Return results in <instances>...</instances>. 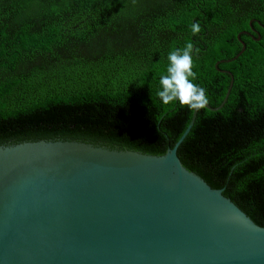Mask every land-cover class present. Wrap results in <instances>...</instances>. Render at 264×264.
<instances>
[{"label": "trees", "instance_id": "trees-1", "mask_svg": "<svg viewBox=\"0 0 264 264\" xmlns=\"http://www.w3.org/2000/svg\"><path fill=\"white\" fill-rule=\"evenodd\" d=\"M262 26L264 0H0V146L62 140L164 155L193 111L164 105L159 77L191 41L207 105L223 101L227 72L233 85L220 110L197 111L177 157L264 228ZM238 34L244 52L222 62L241 50Z\"/></svg>", "mask_w": 264, "mask_h": 264}, {"label": "water", "instance_id": "water-1", "mask_svg": "<svg viewBox=\"0 0 264 264\" xmlns=\"http://www.w3.org/2000/svg\"><path fill=\"white\" fill-rule=\"evenodd\" d=\"M237 39L222 62L244 52ZM227 74L223 101L205 109L227 102ZM196 114L162 156L62 140L0 146V264H264V228L177 157Z\"/></svg>", "mask_w": 264, "mask_h": 264}, {"label": "clouds", "instance_id": "clouds-1", "mask_svg": "<svg viewBox=\"0 0 264 264\" xmlns=\"http://www.w3.org/2000/svg\"><path fill=\"white\" fill-rule=\"evenodd\" d=\"M193 36L201 33L199 22L190 25ZM194 44L189 41L183 48L171 50L167 56L165 73L159 77V90L156 95L164 105L179 103L190 111L204 109L209 103L207 90L195 83L197 78L194 58Z\"/></svg>", "mask_w": 264, "mask_h": 264}, {"label": "flooded vegetation", "instance_id": "flooded-vegetation-1", "mask_svg": "<svg viewBox=\"0 0 264 264\" xmlns=\"http://www.w3.org/2000/svg\"><path fill=\"white\" fill-rule=\"evenodd\" d=\"M252 29H253V32L251 30V32H250L251 35H254V34L258 33L254 28H252Z\"/></svg>", "mask_w": 264, "mask_h": 264}]
</instances>
